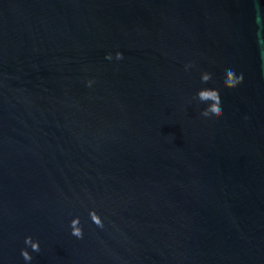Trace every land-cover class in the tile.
<instances>
[{
  "label": "water",
  "instance_id": "water-1",
  "mask_svg": "<svg viewBox=\"0 0 264 264\" xmlns=\"http://www.w3.org/2000/svg\"><path fill=\"white\" fill-rule=\"evenodd\" d=\"M0 264H264V0H0Z\"/></svg>",
  "mask_w": 264,
  "mask_h": 264
},
{
  "label": "clouds",
  "instance_id": "clouds-1",
  "mask_svg": "<svg viewBox=\"0 0 264 264\" xmlns=\"http://www.w3.org/2000/svg\"><path fill=\"white\" fill-rule=\"evenodd\" d=\"M124 58V55L122 52H117L115 54V59L122 60ZM106 59L112 60L113 56L111 53H109L106 56ZM192 65H186V68L191 67ZM202 82L207 83L212 79V73L210 72H204L202 74ZM244 82V76L243 74L237 75L236 72L232 69H227L225 72V80L224 85L225 87L229 89H234L238 87L240 84ZM88 86L91 87L94 83L93 80H89ZM197 98L199 101L206 103L208 107L203 110L202 115L206 118H215L219 119L223 116L222 111V101L221 97L219 95L218 90L213 88H203L197 93ZM210 102V103H209ZM90 218L92 222L97 225L98 227H104V221L101 215H99L94 209L90 211L89 213ZM70 227L72 229V235L77 238H83L84 236V230L81 226V221L79 217H76L72 219ZM25 244L30 246L31 249L35 252L40 251V243L38 240H33L31 236H28L25 238ZM21 255L24 258L26 262H31L33 257L31 253L27 250V248H24L21 250Z\"/></svg>",
  "mask_w": 264,
  "mask_h": 264
}]
</instances>
